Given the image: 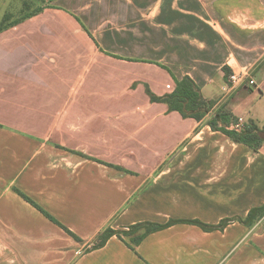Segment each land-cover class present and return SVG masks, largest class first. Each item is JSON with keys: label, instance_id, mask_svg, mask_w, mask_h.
I'll return each mask as SVG.
<instances>
[{"label": "crops", "instance_id": "1", "mask_svg": "<svg viewBox=\"0 0 264 264\" xmlns=\"http://www.w3.org/2000/svg\"><path fill=\"white\" fill-rule=\"evenodd\" d=\"M39 5L0 28V264H264V216L85 249L107 226L216 224L264 202V144L253 151L211 130L210 115L184 118L145 91L188 75L264 126V0ZM224 67L256 86L231 83Z\"/></svg>", "mask_w": 264, "mask_h": 264}, {"label": "trees", "instance_id": "2", "mask_svg": "<svg viewBox=\"0 0 264 264\" xmlns=\"http://www.w3.org/2000/svg\"><path fill=\"white\" fill-rule=\"evenodd\" d=\"M43 2L44 0H36ZM40 9V5L36 6L33 10L28 11L27 14L21 16L23 18L29 14L36 12ZM20 18L14 20L10 24L17 22ZM9 25V24H8ZM3 28V26H0ZM226 77L229 76V72L225 69ZM175 86L172 91L157 95L152 92L147 85H145L146 94L151 102L164 103L167 106L168 111H178L184 118H193L197 121H201L206 115H210L207 120V124L211 130L220 131L227 135L231 140L243 143L251 148L253 151H258L264 144V126H258L253 120L238 122V117L229 111L224 104H218L217 101L207 99L202 96L199 86L188 75L183 76L180 79L174 78ZM24 199L30 202L33 206L39 209L46 217L58 224L64 229V231L70 235L74 240L81 241L72 231L54 219L49 213L43 210L34 201L28 198L19 190H16ZM264 216V202L261 205L254 206L249 209L245 217L232 216L222 218L216 224L204 223L198 219H172L170 218L165 223H157L153 221H140L131 224L123 229H113L110 226L101 230L94 238L91 245L86 250H91L103 246L107 240L112 236H117L119 239L124 240L123 236H131V243L136 245L146 235L151 232L164 229L176 223H188L199 226L204 231L211 230H223L226 225L232 222H239L246 226L252 225L254 222ZM140 229L143 232L139 235L136 234ZM132 249L133 246L129 245Z\"/></svg>", "mask_w": 264, "mask_h": 264}, {"label": "rangeland", "instance_id": "3", "mask_svg": "<svg viewBox=\"0 0 264 264\" xmlns=\"http://www.w3.org/2000/svg\"><path fill=\"white\" fill-rule=\"evenodd\" d=\"M38 5L39 2L36 0H0V26L10 24ZM124 238L130 239L126 236ZM90 245L86 246L85 249Z\"/></svg>", "mask_w": 264, "mask_h": 264}, {"label": "built area", "instance_id": "4", "mask_svg": "<svg viewBox=\"0 0 264 264\" xmlns=\"http://www.w3.org/2000/svg\"><path fill=\"white\" fill-rule=\"evenodd\" d=\"M229 80L231 81V83L235 84H246L250 87H255L256 86V83H255V80L250 77V75L248 73H231L229 74ZM238 122L239 123H242L243 122V119L238 117Z\"/></svg>", "mask_w": 264, "mask_h": 264}]
</instances>
